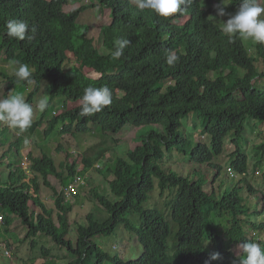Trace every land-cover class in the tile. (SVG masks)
<instances>
[{
	"label": "trees",
	"instance_id": "16d2710c",
	"mask_svg": "<svg viewBox=\"0 0 264 264\" xmlns=\"http://www.w3.org/2000/svg\"><path fill=\"white\" fill-rule=\"evenodd\" d=\"M68 1L0 0V35H5L0 41L1 63L12 62L17 69L21 63L26 64L32 80L31 83L19 80L14 67L10 72L2 64L0 82L6 83L8 90L17 86L28 88L26 102L31 107L43 81L48 82L50 100L64 99L63 110L48 121L45 136L53 135L57 125L60 136L98 130L103 134L118 133L127 124L158 129L144 135L138 129L142 143L128 150L126 157L116 158L109 185L117 200H109L95 188L91 191L107 210L108 217L98 221L91 213L85 215L84 222L76 226L75 242L66 236V213L73 206L65 200L63 190L51 185L49 176L56 177L65 189L78 173L84 174L93 167L92 160L85 156L80 164L76 161L69 164L66 156L56 161L46 153L35 156L30 151L27 157L32 178H25L22 172L17 175L9 172L6 180L0 175V216L4 226L10 223L4 215L9 210L27 228L24 240L30 241L31 249L36 246L37 234H45L57 247L74 256L68 264H225L222 254L232 246L256 242L255 236L246 234L245 223L264 232V220L254 223L245 218L254 214L264 216V193L246 181L248 156L241 141L247 119L264 122V86L261 89L256 86V78L264 77V69L259 70L258 59L249 53L241 36L230 38L221 30L223 23L213 5L216 0H205L207 7L200 0H189L182 6L183 12L168 18L151 9L140 10L130 0H97L99 8L109 9L111 17L109 23L99 28L101 46L107 53L94 45L87 36V26L78 22L92 5H80L65 12L63 5ZM241 2L226 0V5L234 14ZM185 15L189 17L183 25L171 23ZM13 19L29 24L31 39L26 36L21 41L7 36L6 24ZM122 39L130 43L115 58L113 53ZM256 50L264 65V43H257ZM170 52L179 57L173 65L166 60ZM85 67L93 68L100 77L88 78L83 72ZM211 72L216 73L214 78H210ZM163 82L168 84L161 87ZM116 84L139 85L130 103H118L112 94V103L93 114H82V102L71 109L64 108L67 102L82 101L87 87L110 88ZM191 112L196 114V120H202V132L210 137L209 144L197 142L190 147L193 163L208 164L219 174L222 166L213 159L222 154L225 138L232 136L235 149L229 155L231 177L241 175V178L226 194L215 195L212 189H206L205 182L189 180L153 161L162 158L161 145L168 149L187 146L188 140L180 128L181 120ZM41 124V118L32 122L30 133ZM4 132L8 133V139L9 131ZM4 135L0 133V137ZM22 141V137H17L9 143L10 151L16 149L15 158H19ZM3 144L0 139V146ZM259 148L263 152L264 144ZM39 178L54 192L59 225L53 218L55 210L48 208L39 196ZM155 178L160 196L170 195L167 202L170 220L158 209L146 205L155 188ZM244 189L251 197L261 193L259 211L249 212L250 197L241 194ZM29 202L39 211L32 213ZM126 214H137L136 222L126 218ZM171 221L177 225V243L169 255ZM118 225H125L142 245L143 253L136 259L108 255L96 242L97 236L112 234ZM214 253L219 254L216 260L210 258ZM242 255L245 256L243 252ZM228 264H239V258Z\"/></svg>",
	"mask_w": 264,
	"mask_h": 264
},
{
	"label": "rangeland",
	"instance_id": "374dc122",
	"mask_svg": "<svg viewBox=\"0 0 264 264\" xmlns=\"http://www.w3.org/2000/svg\"><path fill=\"white\" fill-rule=\"evenodd\" d=\"M132 3L138 5V0H130ZM225 1V0H224ZM221 2L218 0L217 3ZM259 5L264 7V0H258ZM92 5L88 8L85 13L81 14L78 22L81 26H87V36L93 39L94 45L103 53H107L102 44V37L99 32V28L102 24L109 23L111 17L109 15V9H100L97 5V0H69L68 3L63 5V10L68 12L80 5ZM101 13H100V12ZM225 12L230 14L229 7L226 6ZM228 15L221 17L222 23L226 21ZM81 19V20H80ZM187 17H182L179 20H174L172 23L183 24ZM260 19H264V14H261ZM82 21V22H81ZM5 35H0V41ZM245 46L250 39H245L242 37ZM253 44V49H255V42L251 40ZM250 54L254 56L253 50L247 47ZM69 57L73 60V55L68 53ZM3 55L0 53V66L5 65L7 71L12 70L14 64L1 63ZM262 62L258 61V67L261 71L264 69L262 67ZM17 67L13 68L16 71ZM84 74L91 79H98L100 73L95 71L93 68L85 67L83 69ZM226 73V70L223 74ZM210 78L216 76L215 72L209 74ZM168 83L163 82L161 87H165ZM256 86L262 88L264 86V78H256ZM31 88V87H30ZM139 85H112L110 90L118 103H130L133 96L138 92ZM28 88L17 86L10 90L7 89V84L0 82V100L8 98L12 92L21 93L26 101ZM49 85L47 81H43L40 85L38 94L35 97L33 104V119L32 122L37 121L44 109L39 108V103L41 100H47V110L44 113L42 124L30 134L28 129L20 130L10 126L7 122L1 121L0 123V133L4 136L0 139L4 142L3 146H0V175L6 180L9 172L13 174H26L24 177L30 179L33 177L32 170L29 166L30 161L28 160V152L32 151L35 156H40L42 153H46L48 156L52 157L56 161L62 160V157L67 158L69 164L76 161V164H80L83 157H89L93 162V167L89 170L90 178L86 181L87 183L80 186L75 194L70 198L69 203L72 204L73 209L69 213H66V221L68 222V231L66 236L75 242V229L78 224L84 222L85 215L91 213L94 215L95 219L98 221H103L108 217V212L104 209L101 204L92 196V190L95 188L101 195L107 197L111 201L117 200V198L111 193V188L109 181L113 179L112 169L116 158L126 157V152L129 149L135 148L141 141L137 128L133 127L131 124H127L121 132L117 134L112 133H102L100 130L94 132H87L84 134H66L60 136L58 133L59 127L56 126L53 131V135H44V131L47 128V122L54 115L58 114L63 109L64 99L60 97H55L50 100L49 96ZM82 101L77 102H67L64 108L71 109L76 105H79ZM46 115V116H45ZM196 114L191 112L186 118H183L182 126L180 132L185 135L188 142L185 148L172 147L168 149L165 145H161L162 158L153 159L155 163L161 165L163 169H171L178 174L188 178L189 180H198L201 183L205 182L206 189H212L215 195H220L221 193L226 194L234 185H238V181L241 175H235L231 177L232 170L230 171V161L232 156L230 153L235 149V144L232 142V136L228 135L225 138L222 154L215 156L213 161L222 166L219 174L215 168H212L208 164H195L190 158V147L197 142H204L206 144L210 143V137L202 132V120L195 119ZM60 124V123H59ZM197 125V128H195ZM9 131V136L7 139V132ZM140 130V135L146 134L150 130L158 129V126H144L138 128ZM16 131H20L16 134ZM58 133V134H57ZM16 136H15V135ZM57 134V135H56ZM19 136L22 137V145L19 149L21 153V158H15L16 149L10 151L8 149L9 143L15 141ZM76 135V136H75ZM139 137V138H138ZM243 145L245 153L248 156V175L247 182L255 187L258 191L264 193V150L259 148L262 143L264 144V122H260L256 119H247L245 121V130L243 132ZM185 149V150H184ZM11 152V153H10ZM3 155V157H1ZM68 156V157H67ZM69 159V160H68ZM11 164V168L8 165ZM99 166L97 167V165ZM24 171V172H23ZM231 172V173H230ZM236 174V173H235ZM27 179V181H28ZM50 183L57 190H61L59 180L54 176H49ZM87 179V177H86ZM88 182L90 184H88ZM40 183V196L42 201L55 210L54 204V192L43 185L42 179L39 178ZM244 184V183H243ZM32 190V189H31ZM158 179L155 178V188L150 193L147 199V206L158 209L167 220H170V213L168 215L167 202L170 199V195L166 193L160 196L158 193ZM242 195L249 196L250 213L252 211H259L261 209V203L259 198H261V193L258 192L253 197L249 195L246 189L241 191ZM31 212H37L39 209L35 207L31 202H29ZM249 213V214H250ZM1 215V213H0ZM7 215L10 223L7 227L0 220V241L6 242L11 256L7 257L0 251V264H68L74 256L69 254L65 249L59 248L52 241L49 236L45 234L38 233L36 236V246L30 248V241L24 240V236L27 232V228L21 224L20 219L11 213L9 210L4 213ZM53 218L56 225H59L57 219L56 210L53 213ZM126 218L130 219L132 222H136L137 214H126ZM248 221L259 223L264 220V216L259 214L248 215L245 217ZM171 224V233L167 239L169 244V255L173 254L176 247L177 239V225L174 222ZM244 229L248 236H255L256 242L262 248H264V232L252 227L249 222L244 224ZM208 231L205 236L207 237ZM207 238L204 237L206 242ZM96 242L102 248V250L108 255L115 256L118 255L125 260L136 259L143 253V247L138 242L136 235L125 228V225H118L114 232L110 235L97 236ZM240 245V244H239ZM207 246V245H206ZM47 252H45V251ZM208 250V248H207ZM243 259L242 250L236 246H232L230 251L224 252L222 254V261L228 264L236 259ZM106 264V263H105ZM109 264V263H108Z\"/></svg>",
	"mask_w": 264,
	"mask_h": 264
},
{
	"label": "clouds",
	"instance_id": "9594fccd",
	"mask_svg": "<svg viewBox=\"0 0 264 264\" xmlns=\"http://www.w3.org/2000/svg\"><path fill=\"white\" fill-rule=\"evenodd\" d=\"M217 1L218 0L213 2V5L216 6L217 17H223L225 15H228V18L222 24L221 30L226 35H228L230 38L234 35H239V36H241V39H242V37H244L245 39H250L247 42L248 44H247L246 48L250 47L253 50V53H254V56L256 57V59H258V61L262 62V55H258L257 50H256V44L257 43H264V19H260L261 14H264V7H261L259 5L258 0H242L238 9L236 10V12L233 14V11H231L229 8L230 14H228L225 12V8L227 6L226 0L225 1L221 0V2H219V3H217ZM188 2H189V0H138V5L137 4H135V5H137L140 10L151 9L160 17L168 18L177 12H183L185 9L182 6L186 5ZM201 3L203 5V7H207V5L205 4V0H200V4ZM104 9H106V8H104ZM182 17H187V19H186V21H187L189 15H185ZM182 17L171 20V23H172V21L179 20ZM173 24H175V23H173ZM183 24H180V25H183ZM6 29H7L6 34L8 37L16 38V39L21 40V41L24 40L26 38V36L28 39L32 38L31 35H28L29 24L24 20H16V19L10 20L6 24ZM251 40L256 43L255 49H253V44H252ZM242 41H243V39H242ZM129 43H130L129 40H127V39L119 40L118 41V47L116 48V51L113 53V56L115 58H119L123 54V49ZM178 59H179V57L175 53H171V52L168 54V56L166 58L167 63L169 65H173ZM261 64H262V67H264L263 63H261ZM15 76L19 80H26L28 83L32 82L31 72H30V70L26 64H22V63L20 64L19 68L15 72ZM111 103H112V92H111L110 88H108L107 86L100 87V88L87 87L84 90V95L82 97V114L88 115V114H93V113L99 112L102 110L103 107L108 106ZM33 104L34 103H32V107H31L25 101V98L21 93L12 92L8 96V98L0 100V121L7 122L10 126H12L14 128H18L20 130L28 129L32 124ZM47 106H48L47 100H41L40 101L39 108L41 110L44 109V112L42 113V115L40 117L42 119V121H43L44 113H46ZM54 115H57V114H54ZM40 118L38 120H40ZM47 126H48V122H47ZM28 131H29V129H28ZM137 131H138V128H137ZM19 132L20 131H16V134ZM29 133H30V131H29ZM19 134H21V133H19ZM112 134H117V133H112ZM18 137H21V136L18 135ZM140 144H141V142L139 143V145ZM139 145H137V146H139ZM129 150H132V149H129ZM13 153H16V150ZM19 156L21 158L20 152H19ZM30 164H31V161H30ZM30 164L28 167H30ZM98 166H99V164L97 165V167ZM78 174L79 175H76L75 178H73V180L68 184V186L65 189H63L61 187L62 188L61 190H63L64 194H65V198H66L65 200L68 199L70 201L71 196L77 192V190L80 188V186L87 183L86 181L88 179H89V181H91L89 171L84 173V174L83 173H78ZM86 177H87V179H86ZM49 181H50V179H49ZM88 184H90V183L88 182ZM71 188H73V191L71 190ZM58 191H60V190H58ZM158 193H159V191H158ZM39 196H40V194H39ZM161 196H163V195H161ZM146 204H147V202H146ZM48 208H51V207H48ZM0 217H2V216H0ZM238 247L245 254L244 258L239 260V264H264V248H262L258 243L243 242L240 245H238ZM210 258L212 260H216L219 258V254L214 253L211 255Z\"/></svg>",
	"mask_w": 264,
	"mask_h": 264
},
{
	"label": "built area",
	"instance_id": "2783aa9c",
	"mask_svg": "<svg viewBox=\"0 0 264 264\" xmlns=\"http://www.w3.org/2000/svg\"><path fill=\"white\" fill-rule=\"evenodd\" d=\"M71 190L73 191V188H71ZM0 220L2 221V217H0ZM0 251L3 252V254L7 257L11 256L10 250L6 244V242H1L0 241Z\"/></svg>",
	"mask_w": 264,
	"mask_h": 264
}]
</instances>
